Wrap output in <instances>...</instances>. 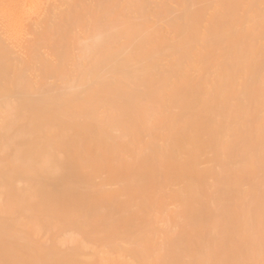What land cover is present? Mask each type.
Here are the masks:
<instances>
[{"label": "bare ground", "instance_id": "bare-ground-1", "mask_svg": "<svg viewBox=\"0 0 264 264\" xmlns=\"http://www.w3.org/2000/svg\"><path fill=\"white\" fill-rule=\"evenodd\" d=\"M50 1L0 0V221L65 231L37 264H264V0Z\"/></svg>", "mask_w": 264, "mask_h": 264}, {"label": "rangeland", "instance_id": "rangeland-1", "mask_svg": "<svg viewBox=\"0 0 264 264\" xmlns=\"http://www.w3.org/2000/svg\"><path fill=\"white\" fill-rule=\"evenodd\" d=\"M152 3H158V2H160V0H150ZM51 2V4L54 6V7H56V8H60V3L59 2H56V1H50ZM49 4V1H44L43 2V4H42V6L40 7V9H38L32 16H31V18H30V20L28 21V24H29V27L26 29V31H25V36L23 37V39L21 40V42L19 43V44H13V45H11L10 46V48H11V51H12V53L17 57V58H20V59H22V60H26V61H28L29 60V46H30V44H32V43H34V42H36L38 39H39V36L37 35V34H32V31H31V28H30V26L32 25V24H35L36 22H38V20L45 14V12H46V8H47V5ZM1 36L4 38V39H6V36L3 34V32L1 33ZM44 55H46V56H48L47 55V53L46 54H44ZM54 83H52V85H53ZM51 85V84H50ZM46 107V106H45ZM51 108V110H52V107H53V105H52V103H48L47 104V107L46 108H48L49 110H50V108ZM12 221L13 220H11V223L10 222H7V221H3V220H1L0 221V243H1V241L2 240H4V241H8L10 244H12V248H11V250L10 251H7L3 256H1L0 257V260L2 261V263H11L10 262V260L13 262V264H27V263H32V261H34L35 262V264H37L39 261H43L44 260V255H45V253H47V251H50V250H52L51 248L54 246L53 244L54 243H52V242H55V244H56V242H57V237H59V236H61V237H64L65 235V231H64V234H58L56 237H54V235L51 237H48V234L47 233H49V232H47L46 231V229H45V231L47 232H45L44 231V229H42L44 232H45V234L44 233H42L43 231L41 230V232H40V234L41 235H39V238H35L33 235V241L35 242V244H34V242H33V245L32 244H30L29 243V241L27 240V237L26 238H24L21 234H19L18 233V231H17V229L18 228H16L15 227V225L17 226V225H19V226H21L18 222L20 221V220H18V224L16 223V224H14V226H11V225H13V223H12ZM15 222H16V220H15ZM10 224V225H9ZM8 225V226H7ZM7 226V227H6ZM19 226H17V227H19ZM14 228V230H13V228ZM20 228V227H19ZM7 231H6V230ZM49 230V229H48ZM69 230V229H68ZM67 230V232H68V234H69V232L71 231V230H69L68 231ZM24 231H27V230H24ZM8 232V233H7ZM66 232V233H67ZM15 234V235H14ZM42 234H44V235H47V238H49L50 240H49V242H47L46 244H45V242L46 241H48V239L46 240V237L44 236V239L42 238ZM51 234V233H50ZM17 235V236H16ZM52 235V234H51ZM70 235H73L72 233L70 234ZM10 237V239L12 240H10L9 239V237ZM67 236V235H66ZM3 237V238H2ZM68 237V236H67ZM73 237V236H72ZM74 237H76V238H78L77 236H75V233H74ZM8 238V239H7ZM55 239L56 241H52V239ZM39 239H41V240H38ZM42 239L44 240V242H42ZM71 238H70V236H69V240H70ZM17 240H21V241H17ZM59 240V239H58ZM61 240V239H60ZM59 240V241H60ZM68 240V239H67ZM59 241L57 242V243H59ZM65 241H66V239H65ZM15 242V243H14ZM38 242V243H37ZM67 242L68 241H66V245H64L65 243H64V241H63V243L64 244H62L63 245V247L61 246V248H60V246H56L55 245V247H57V249L60 251L61 250V252L62 253H64L65 252V254H66V251H68V250H66L67 248H68V246H67ZM19 243V244H18ZM27 245H26V244ZM38 245H40L41 243L43 244L42 246L43 247H41V245L40 246H38ZM50 243V244H49ZM16 244V245H15ZM71 244H73V243H71ZM49 245V246H48ZM24 246V247H23ZM67 247V248H65L64 249V247ZM70 246H72V245H69V251L71 250L70 248H72V247H70ZM74 246V245H73ZM17 247V248H16ZM40 247V248H39ZM45 247V248H44ZM13 248H15V249H17V250H20V248L21 249H23V250H20V252H24L23 253V255L24 254H26V253H30V250L33 252H31L30 254H29V256H31V258L28 256V254H26L27 255V257H22L19 253H17L18 251L16 250V252H14L15 251V249H13ZM63 248V249H62ZM30 249V250H29ZM45 249H47L46 251H45ZM37 250L39 251V252H37ZM27 251V252H26ZM41 251V252H40ZM43 251V252H42ZM45 252V253H44ZM15 253H17V254H19V255H16ZM6 254H9V255H6ZM12 254V255H11ZM42 254V255H41ZM43 256V257H42ZM4 257H9L8 259H10L9 260V262H8V259H6V258H4ZM12 257V258H11ZM24 259H22V258ZM41 257V258H40ZM27 258H30L29 260L27 259ZM70 258H71V256H70ZM18 259V260H17ZM21 259V260H20ZM69 259V258H68ZM5 260H7V262L5 261ZM25 260H27V262L25 261ZM29 261V262H28ZM34 262L32 263V264H34ZM68 262V263H67ZM71 263V259L69 260V261H66L64 264H70ZM12 264V263H11Z\"/></svg>", "mask_w": 264, "mask_h": 264}]
</instances>
